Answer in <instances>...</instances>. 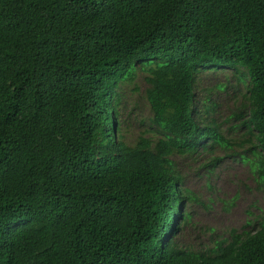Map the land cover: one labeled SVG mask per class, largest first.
Listing matches in <instances>:
<instances>
[{
	"label": "trees",
	"instance_id": "16d2710c",
	"mask_svg": "<svg viewBox=\"0 0 264 264\" xmlns=\"http://www.w3.org/2000/svg\"><path fill=\"white\" fill-rule=\"evenodd\" d=\"M137 69L160 136L128 145L114 98ZM225 69L264 187V0H0V264H264V218L176 243L193 199L172 157L227 142L195 98Z\"/></svg>",
	"mask_w": 264,
	"mask_h": 264
},
{
	"label": "rangeland",
	"instance_id": "374dc122",
	"mask_svg": "<svg viewBox=\"0 0 264 264\" xmlns=\"http://www.w3.org/2000/svg\"><path fill=\"white\" fill-rule=\"evenodd\" d=\"M237 76L225 69L196 77L198 116L205 124L218 126L227 142L209 140L206 149L172 157L182 178L180 188L193 199L185 204L188 219L176 236L177 245L184 249L204 250L214 238L229 239L231 230L254 232L264 218V187L254 157L258 151L252 148L253 134L240 123L248 110V82H239ZM145 78L146 73L137 69L131 81L121 82L116 89L118 135L128 145L160 136L151 122Z\"/></svg>",
	"mask_w": 264,
	"mask_h": 264
}]
</instances>
